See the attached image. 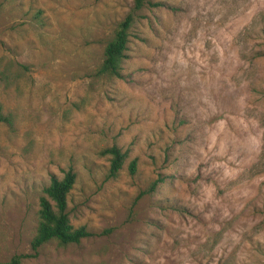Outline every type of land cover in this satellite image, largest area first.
I'll return each instance as SVG.
<instances>
[{
	"label": "rangeland",
	"instance_id": "obj_1",
	"mask_svg": "<svg viewBox=\"0 0 264 264\" xmlns=\"http://www.w3.org/2000/svg\"><path fill=\"white\" fill-rule=\"evenodd\" d=\"M129 12L120 78L97 75ZM0 110V262L264 264V0H0ZM68 169L92 235L32 252Z\"/></svg>",
	"mask_w": 264,
	"mask_h": 264
},
{
	"label": "trees",
	"instance_id": "obj_2",
	"mask_svg": "<svg viewBox=\"0 0 264 264\" xmlns=\"http://www.w3.org/2000/svg\"><path fill=\"white\" fill-rule=\"evenodd\" d=\"M144 3L145 0H133V11L139 10ZM154 5L156 6V4H152V6ZM132 23L133 14L129 12L117 24L111 39L104 46L103 58L96 70L97 75L120 78V65L125 58L128 30ZM0 122L9 129L13 128L11 115L3 114L1 110ZM102 154L109 156L106 178H114L121 169L125 153L113 145L102 150ZM128 172L130 175L135 172L134 160L129 162ZM75 179V172L68 169L60 178L51 176L48 184L42 188V194L37 200L35 228L29 244L32 252H36L39 247L51 241H55L59 246H65L78 244L80 240L92 235L84 226L73 227L69 222L67 197L75 183ZM158 181L152 182L146 190L139 193V196L153 192ZM31 256L13 255L7 261L0 262V264H20L23 259Z\"/></svg>",
	"mask_w": 264,
	"mask_h": 264
}]
</instances>
